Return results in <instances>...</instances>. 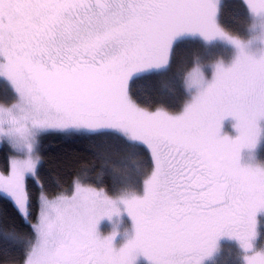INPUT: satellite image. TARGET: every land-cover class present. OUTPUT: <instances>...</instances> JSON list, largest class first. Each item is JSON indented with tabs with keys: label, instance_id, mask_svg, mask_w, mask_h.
<instances>
[{
	"label": "snow or ice",
	"instance_id": "obj_1",
	"mask_svg": "<svg viewBox=\"0 0 264 264\" xmlns=\"http://www.w3.org/2000/svg\"><path fill=\"white\" fill-rule=\"evenodd\" d=\"M244 4L246 40L221 27L220 0H0V80L16 100L0 107V142L26 154L0 174V197L34 233L0 230L24 247L16 264H135L138 256L202 264L222 237L239 243L245 264H264L255 247L264 165L241 163L264 133V0ZM186 40L220 42L234 55L187 73L190 95L178 109L138 104L133 83L165 72ZM229 117L235 138L221 135ZM51 132L143 150L139 188L121 180L109 193L77 181L71 195L42 192L32 222L27 182L40 184L36 146ZM121 207L134 234L116 248L117 234L101 236L98 225Z\"/></svg>",
	"mask_w": 264,
	"mask_h": 264
},
{
	"label": "trees",
	"instance_id": "obj_2",
	"mask_svg": "<svg viewBox=\"0 0 264 264\" xmlns=\"http://www.w3.org/2000/svg\"><path fill=\"white\" fill-rule=\"evenodd\" d=\"M219 23L231 35L245 36L248 26L245 8L236 0H223L220 4ZM186 42L188 44L177 46ZM195 40H186L178 43L173 52L168 75L163 72L161 77L155 75L144 76L136 80L131 86V94L138 104L150 110L165 106L174 109L183 98V91L176 88L173 76L182 69L189 54L193 50L196 55L202 56L206 50L196 51L191 49ZM185 68V67H184ZM10 91L0 85V102L10 101ZM36 152L41 157L38 165L40 184L29 180L28 190L31 194V221H35L39 198L43 192L48 199H53L61 194L68 195L77 182L103 188L109 193H114L120 186L121 180L129 187L139 188L142 177L148 170L149 157L141 149H129L124 140L104 141L98 138L82 136H69L51 132L43 135ZM11 155L9 149L0 147V171L4 173L7 159ZM264 157V145L258 153V158ZM261 160V159H260ZM0 230H13L25 237H32L30 223H24L13 204L0 197ZM25 258L22 244L6 241L0 235V264H16Z\"/></svg>",
	"mask_w": 264,
	"mask_h": 264
},
{
	"label": "rangeland",
	"instance_id": "obj_3",
	"mask_svg": "<svg viewBox=\"0 0 264 264\" xmlns=\"http://www.w3.org/2000/svg\"><path fill=\"white\" fill-rule=\"evenodd\" d=\"M222 1L223 0H220V4ZM236 1H238L240 4H242V6H244V8H245V13L247 15V20H248V26L245 28V32H247V34L245 36H239L236 34L233 36H236V37H239L241 39L246 40L250 36V33L248 31V28L250 25V17H249L248 11L246 9V6L244 4V0H236ZM258 32H259V30L257 29V34H258ZM228 33H230V32H228ZM189 43L193 44L191 49L194 48L196 51L198 50L199 52L206 50V52L203 53L202 56H199V55L197 56L195 51L193 50L192 54H189L191 56V59L186 60V64L184 66L185 68L183 67L182 69L177 70L178 73H176L175 76H173V79L175 80V81H173L175 87L179 88L180 92H181V89L183 91V98L174 109H178L179 107H181L182 103L190 95L189 92H186V88H185V76L187 73H189L198 64H201V65L211 64V63H213L216 60L221 59V58H224L225 61L227 62L230 59V57L232 55H234V50L231 47H229L226 44L220 43V42H216V43L211 44V45L202 43L200 41L189 42ZM185 44H188V43L183 42L181 44H178L177 46H181V45H185ZM199 48H201L202 51H200ZM171 59H172V57H171ZM168 72H169V74H171L169 69H167L165 71V74L168 75ZM161 74H154V75H155V77H161V76H157V75H161ZM147 76H150V75H147ZM1 84H3V86L10 91L11 100L0 102V107H11L16 102L15 95H14L12 89L9 88L7 83L0 80V85ZM155 109H153V110H155ZM234 124H235V121L232 118L229 117V118L225 119L222 122L221 135L222 136L226 135L230 138H235L237 133H236V130L234 128ZM259 126L261 127L262 130H264V121H260ZM2 145H5L11 153V155H9V157L7 159L6 171L4 173H2L0 171V174L7 175L11 171L12 162L14 160L25 158L26 154H22L21 151L19 150V148L14 146V145H10L6 142H0V147H2ZM263 145H264V133H262L261 138L259 140V143L254 150L249 151L246 149V150L242 151L241 163L244 165H249V164H251V165H256V164L264 165V157H260L261 160L258 158V153H259V151H261ZM74 185H73L72 190L70 191V194H68V195H71L72 191L74 190ZM41 209H42V202L40 201V198H39V209L38 210L40 211ZM125 217H127V214H126V212L123 211V209L121 207V214L119 216L114 215L111 218V221L109 219L105 218L98 225V231L101 234V236L110 235L111 232L113 231L114 226H118L119 234L116 236V238L114 240V243L116 242V244H114V247H116V248L121 247L134 234L132 227L130 229L128 227V223L124 222ZM257 220H258V233H259V235L255 241V247H256V249H264V213H258ZM121 221H122V223H121ZM121 227H122V229H127V232H128V234L125 236V238H123L122 241L119 240L122 237V235H121L122 232L120 230ZM128 228H129V231H128ZM243 255H244L243 250L240 248L239 243L235 239H230L228 237H222L217 243V250L212 254V256L206 258L202 262V264H245V261L243 259ZM143 262H147V264H149V262L143 256H138L136 261H135V264H141Z\"/></svg>",
	"mask_w": 264,
	"mask_h": 264
},
{
	"label": "flooded vegetation",
	"instance_id": "obj_4",
	"mask_svg": "<svg viewBox=\"0 0 264 264\" xmlns=\"http://www.w3.org/2000/svg\"><path fill=\"white\" fill-rule=\"evenodd\" d=\"M38 212H39V210H38ZM38 215V214H37ZM37 218V217H36ZM35 221H36V219H35ZM35 221H33V222H35ZM124 222H126V223H128V227L131 229V227H132V222H131V220H130V218L127 216V217H125V219H124ZM129 228H128V231H129ZM121 235H122V237L119 239V240H123V238H125V232H127V229H122V227H121ZM33 232V231H32ZM127 234H128V232H127ZM33 235H34V233H33ZM114 244H116V242L114 243ZM141 264H147V262H143V263H141Z\"/></svg>",
	"mask_w": 264,
	"mask_h": 264
},
{
	"label": "clouds",
	"instance_id": "obj_5",
	"mask_svg": "<svg viewBox=\"0 0 264 264\" xmlns=\"http://www.w3.org/2000/svg\"><path fill=\"white\" fill-rule=\"evenodd\" d=\"M186 92H188V89H186ZM194 94V93H193ZM116 216H119V215H116ZM111 221V220H110ZM121 223H122V221H121ZM112 233H115V234H119V228H118V226H114V228H113V231L111 232V234ZM125 235H127V232H125Z\"/></svg>",
	"mask_w": 264,
	"mask_h": 264
}]
</instances>
